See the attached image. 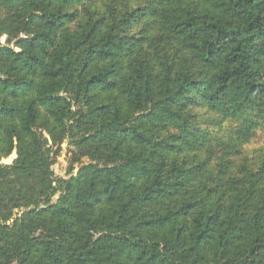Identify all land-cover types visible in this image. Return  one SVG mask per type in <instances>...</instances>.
Here are the masks:
<instances>
[{"label":"trees","instance_id":"16d2710c","mask_svg":"<svg viewBox=\"0 0 264 264\" xmlns=\"http://www.w3.org/2000/svg\"><path fill=\"white\" fill-rule=\"evenodd\" d=\"M3 36L0 264H264V0H0Z\"/></svg>","mask_w":264,"mask_h":264},{"label":"rangeland","instance_id":"374dc122","mask_svg":"<svg viewBox=\"0 0 264 264\" xmlns=\"http://www.w3.org/2000/svg\"><path fill=\"white\" fill-rule=\"evenodd\" d=\"M4 38L2 39V42H0V45H4L7 41V37L3 36ZM264 145V138L261 137V135L254 140V142L247 146V150L249 152L262 148ZM56 150V148H55ZM73 147L72 144L70 143V138H67L66 142L62 145L61 149H59L56 153H54V157L52 159V164L50 167V171L52 172V182L54 185H57V182L62 179V178H69L71 175L69 174L70 168L73 166L75 167V171L77 172L78 168L80 167V163L77 160H73ZM16 152L12 154V156L9 159L3 160V163L6 164H12V162L16 159ZM83 163L86 162V158H83L82 161ZM72 167V168H73ZM58 196L55 197L57 199ZM22 210L15 212V215L11 219L10 223L13 224L14 222L18 221L21 217L20 213Z\"/></svg>","mask_w":264,"mask_h":264},{"label":"water","instance_id":"95a60500","mask_svg":"<svg viewBox=\"0 0 264 264\" xmlns=\"http://www.w3.org/2000/svg\"><path fill=\"white\" fill-rule=\"evenodd\" d=\"M16 158H17V156H16Z\"/></svg>","mask_w":264,"mask_h":264}]
</instances>
